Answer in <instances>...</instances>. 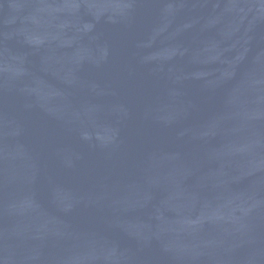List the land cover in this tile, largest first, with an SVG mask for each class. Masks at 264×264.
Listing matches in <instances>:
<instances>
[{
    "label": "water",
    "instance_id": "1",
    "mask_svg": "<svg viewBox=\"0 0 264 264\" xmlns=\"http://www.w3.org/2000/svg\"><path fill=\"white\" fill-rule=\"evenodd\" d=\"M0 264H264V0H0Z\"/></svg>",
    "mask_w": 264,
    "mask_h": 264
}]
</instances>
